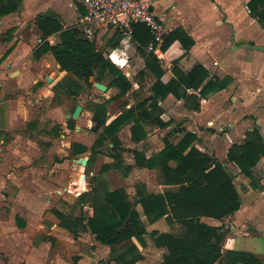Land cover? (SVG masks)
Returning <instances> with one entry per match:
<instances>
[{
  "label": "crops",
  "instance_id": "crops-1",
  "mask_svg": "<svg viewBox=\"0 0 264 264\" xmlns=\"http://www.w3.org/2000/svg\"><path fill=\"white\" fill-rule=\"evenodd\" d=\"M151 2L158 20L166 29V35L181 27L195 41L187 54L183 56L181 55L184 49L178 40L173 42L167 52H164L162 47L157 53L153 52L164 70L161 80L168 83L175 76L172 61L180 55L178 66L182 71L189 72L197 64H201L209 73L204 84L209 80L217 81L230 77L229 84L205 96L201 95L200 89L187 88L188 93L197 96L188 101L185 98H178L173 93L168 94L158 102L161 109L160 118L167 123L166 126L143 120L141 124L146 135L142 140L136 141L132 138L133 121H127L114 133L119 139L118 146L114 147L115 142L112 136H107L104 143L96 147L94 152L92 147L105 126L99 132L92 130L93 111L81 104L82 110L78 118H83L87 114L88 120L84 124H75L74 121V125L70 126L69 120L74 119L72 113L75 108L70 115L69 112L66 113L64 103L55 104L52 108L48 106L49 111L55 110L58 114L63 112L66 118L58 120L64 131L62 135L69 139L65 152L67 158L59 155V161L64 163L69 161V157H75L74 161L79 162L78 170H83L81 177L85 183H87L85 180L88 175L87 169L89 170V186L83 189L78 198L83 193L90 192L93 187H100L102 195L105 190L113 191L123 188L129 198L135 202L141 220L149 232L171 231V223L168 222L167 216L149 222L142 204L138 202V191L145 194H158L167 190H176L177 186L163 183L162 165L153 167L137 165L134 150H139L150 158L163 150L166 141L177 143L183 135L180 129L191 131L197 136L192 145L210 156L213 163L219 162L223 165L241 196V208L233 214L220 219L209 216H202L201 219L208 224L224 226L227 231L222 242L224 252L227 250L250 251L264 262V178L258 180L259 187H238L239 182L243 183L246 180L249 182L253 179L243 174L238 165L228 158L230 147L235 143L242 144L248 131L257 129L264 141V51L250 46H264V27L252 13L249 7L250 0H151ZM47 12L56 14L64 27L79 28L84 8L74 0H21L18 9L0 18V145L2 148H5L8 142V131L11 132L16 127L14 121L19 116V107L11 103L12 100L4 98L7 92L30 89L40 83L37 87L39 95L44 94L46 97L53 98L57 89H61L69 92L75 99L90 86L105 96L94 102H107L105 125H108L122 112L151 96V87L157 80L156 75L148 69L147 59L138 50L132 35L123 36L118 46L112 45L114 41L109 42L108 53L102 50L104 55L120 69L130 63L129 55H127L130 45H133L138 53L137 76L131 79L121 69L132 82V88L122 95H119L120 89L110 83L111 76H106L102 81H96L94 77H91L88 83L72 72L62 70L50 51L36 57L35 51L43 41L36 19L40 14ZM29 21L32 22L30 26ZM22 31H26V34ZM48 39L55 43L58 36L51 35ZM146 52L151 51L146 49ZM75 79H78L80 83ZM73 83L78 87L73 86ZM98 84L105 85L106 89H101ZM10 88H12L11 91H9ZM198 104L199 108H196L195 105ZM63 115L60 116L63 117ZM123 133L127 134V145L124 144ZM90 134L94 138H91ZM13 141L16 144V139ZM75 144L84 145L88 150L74 153L75 149L80 150ZM22 152L19 149L15 153V158L22 157ZM101 157L104 160L97 168L96 166L102 160ZM81 158L87 159L86 164L79 161ZM7 160L8 156L0 155V174L6 168ZM94 163L95 169H93ZM168 164L171 167L177 166L175 160H170ZM261 170L264 174V155L253 167L254 178ZM107 173L117 174L123 183L108 188V180L104 176ZM77 183L80 185V179ZM126 184L130 186L127 187ZM79 201L94 210L91 200L79 199ZM64 213L68 215L67 212ZM93 213L94 211L87 217H91ZM82 214L80 210V213L74 216ZM24 218L17 214L14 216L17 228L26 226L27 221ZM60 222L59 218L54 227L63 232H69L74 239L84 233L79 232L78 236H75L69 229L61 226ZM174 224L178 223L174 222ZM88 232L91 234L90 231ZM94 238L96 239L95 234ZM145 240L146 244L143 246L135 237L133 238L143 255V259L134 264H149V258H144L148 255L150 257L159 255L158 264H162L166 248L157 246L151 236H145ZM46 246L45 241L38 246L37 250ZM39 256L43 257L42 254ZM74 257H78L77 264H81L80 256Z\"/></svg>",
  "mask_w": 264,
  "mask_h": 264
},
{
  "label": "trees",
  "instance_id": "trees-1",
  "mask_svg": "<svg viewBox=\"0 0 264 264\" xmlns=\"http://www.w3.org/2000/svg\"><path fill=\"white\" fill-rule=\"evenodd\" d=\"M21 0H0V18L14 12L20 6ZM249 7L264 27V0H250ZM36 23L42 32L41 46L35 51V56H40L50 51L62 70L72 72L80 79L90 83V78L102 81L106 76H111L110 83L120 89L119 95L125 94L132 88V82L110 58L97 46L95 40L89 38L83 30L69 26L64 27L56 14L47 12L40 14ZM118 37L112 43L118 46L122 33L117 31ZM57 35L58 40L52 43L48 37ZM152 33L145 24H133L132 40L137 44L138 50L147 59V67L153 72L157 80L151 87L152 95L139 102L136 106L128 108L118 115L111 123L106 124V104L94 102V125L92 130L100 133L96 139L92 152L102 145L107 136H112L115 145L119 139L115 131L127 121H133L131 127L132 138L142 140L146 132L141 121H153L166 126L160 118L159 100L173 93L178 98L194 99L197 96L188 93L187 88L200 89L202 96L211 91L225 88L230 77L221 80H209L204 84L208 71L197 64L191 71L184 72L179 68V58L190 50L195 41L183 28L178 27L165 35L162 50L168 48L178 40L184 52L174 58L175 76L168 82L161 80L163 68L158 57L153 52H146L152 40ZM204 84V85H203ZM199 108V104L195 105ZM69 125H74V120H69ZM177 143L166 141V146L158 154L147 158L139 150H134L136 163L139 166L153 167L162 165L163 183L176 185V190H167L164 193L145 194L138 191L140 202L149 222L167 216L169 223L177 222L182 226L179 234L159 230L149 232L141 220L140 213L125 189L113 191L105 190L103 195L100 187H93L90 192L83 193L80 200H91L94 213L91 217L82 214L73 217L55 211L61 219L60 225L69 229L75 236L79 232L95 234L96 239L102 244L112 248V255L102 264H134L143 259L139 247L133 241L135 237L143 246L146 244L145 236H151L157 246L166 248L162 264H264L253 252L241 250L223 251L222 242L227 234L223 225H212L204 222L201 217L209 216L223 218L233 214L241 208V196L223 165L213 163V159L192 145L197 138L196 134L186 129ZM75 146L80 150L74 153L85 152L88 148L84 145ZM190 148V149H189ZM188 150V151H187ZM264 155V141L257 129L248 131L242 144H233L228 151L229 160L235 162L241 172L253 179V167ZM170 160L177 162L176 167H171ZM90 196L89 198H87ZM119 246L116 249V246ZM118 250V251H117ZM78 257H74L77 264Z\"/></svg>",
  "mask_w": 264,
  "mask_h": 264
},
{
  "label": "rangeland",
  "instance_id": "rangeland-1",
  "mask_svg": "<svg viewBox=\"0 0 264 264\" xmlns=\"http://www.w3.org/2000/svg\"><path fill=\"white\" fill-rule=\"evenodd\" d=\"M22 33L26 34V31ZM122 36L126 35L122 34ZM117 37L118 33L114 28H93L91 36L98 48L106 53L110 51L109 42ZM127 55L130 63L121 69L133 79L138 75L139 69L136 66L138 53L133 45L127 49ZM75 81L79 82L78 79ZM39 84L30 89L7 92L4 97L12 100L11 103L19 107V116L14 121L16 127L11 132L8 131L5 148L0 145V153H2L0 155L8 156L6 168L0 174V264H68L74 262L75 255L80 256L81 264H102L112 255L113 250L110 246L102 244L88 231L74 239L69 232L54 227L59 220L55 211L63 214L67 212L69 216L75 217L74 215L79 214L80 210L86 216L92 214L94 210L89 205L84 206L78 198L83 189L89 186V170L87 169L88 175L85 179L87 183L82 185L83 170H78L79 162L74 161L75 157H69V161L64 163L59 161V155L67 158L65 152L69 139L62 135L64 131L58 120L66 118L63 112L58 114L55 110L49 111L48 106L52 108L55 104L64 103L66 113L69 112L71 115L78 103L91 110L90 106L94 100H101L105 96L99 90L88 86L79 98L74 99L69 92L61 89H57L53 98L46 97L37 93ZM75 85L77 84L73 83V86ZM11 90L12 88L9 91ZM73 120L75 124H84L88 116L85 114L83 118ZM65 134L69 135L66 132ZM122 138L127 145V134L123 133ZM19 149L23 151L22 157L16 159L15 153ZM103 160L104 158L96 166L97 168ZM259 173H257L258 177H253V181L239 182L238 187H259L258 180L264 178L262 170ZM104 176L107 177L108 188L123 183L117 174L107 173ZM79 179L81 186L77 183ZM130 185L126 184L127 187ZM16 214L26 218H24L27 221L24 228L15 226ZM170 227L171 232L177 234L182 232L180 224H171ZM43 240L47 242V246L37 250L38 246L45 242ZM118 247L117 245L116 249ZM144 258H149V264L159 262V255L157 257L148 255Z\"/></svg>",
  "mask_w": 264,
  "mask_h": 264
},
{
  "label": "built area",
  "instance_id": "built-area-1",
  "mask_svg": "<svg viewBox=\"0 0 264 264\" xmlns=\"http://www.w3.org/2000/svg\"><path fill=\"white\" fill-rule=\"evenodd\" d=\"M84 8L79 28L91 38L93 28H114L123 35L131 36L133 24H145L153 37L148 51L157 53L164 41L166 29L157 18L151 0H74Z\"/></svg>",
  "mask_w": 264,
  "mask_h": 264
},
{
  "label": "water",
  "instance_id": "water-1",
  "mask_svg": "<svg viewBox=\"0 0 264 264\" xmlns=\"http://www.w3.org/2000/svg\"><path fill=\"white\" fill-rule=\"evenodd\" d=\"M250 46H253L255 47L256 49H259V50H262L264 51V46H254V45H250ZM98 86L101 88V89H106V86L103 85V84H98ZM81 110H82V105L81 104H77L76 107H75V110L74 112L72 113V117L74 119L78 118L80 113H81ZM80 162H82L83 164H86L87 162V159L86 158H81L79 159Z\"/></svg>",
  "mask_w": 264,
  "mask_h": 264
},
{
  "label": "bare ground",
  "instance_id": "bare-ground-1",
  "mask_svg": "<svg viewBox=\"0 0 264 264\" xmlns=\"http://www.w3.org/2000/svg\"><path fill=\"white\" fill-rule=\"evenodd\" d=\"M81 184H82V185L85 184V181L83 180V177H82V180H81Z\"/></svg>",
  "mask_w": 264,
  "mask_h": 264
}]
</instances>
